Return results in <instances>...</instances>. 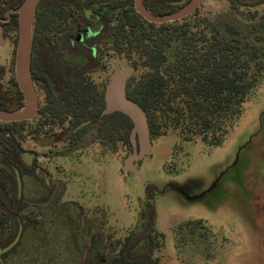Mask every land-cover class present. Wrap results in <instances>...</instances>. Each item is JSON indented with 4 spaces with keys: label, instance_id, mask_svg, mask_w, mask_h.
Returning a JSON list of instances; mask_svg holds the SVG:
<instances>
[{
    "label": "rangeland",
    "instance_id": "374dc122",
    "mask_svg": "<svg viewBox=\"0 0 264 264\" xmlns=\"http://www.w3.org/2000/svg\"><path fill=\"white\" fill-rule=\"evenodd\" d=\"M5 2L0 0L2 17ZM14 16L16 28L12 22L0 32L2 84L12 100L19 34V16ZM176 28L195 35L191 44L201 51L216 37L239 39L250 62L248 78L258 80L234 125L227 128V119L217 129L228 132L222 143L210 147L211 135L204 141L182 127L166 134L161 128L163 135L151 138V153L136 163L142 182L123 171L133 149L122 131L106 138L92 123L78 136L66 122L36 133L41 120L35 116L15 136L28 167L14 168L19 179L9 195L0 190L4 245L18 232L17 218L24 228L19 243L4 254L5 264H112L128 237L132 255H149L153 264H264V80L258 70L264 68V0H204L192 15L159 34L165 42L164 68L172 67L184 49L186 38L179 39ZM89 47L100 55L104 46ZM110 48L103 49L98 69L89 76L97 88L124 65L135 68L139 81L146 72L139 56ZM37 94L40 109L44 92L37 89ZM10 163L0 150V165ZM170 184L188 187L187 196ZM149 204L155 211L153 230L142 238Z\"/></svg>",
    "mask_w": 264,
    "mask_h": 264
},
{
    "label": "trees",
    "instance_id": "16d2710c",
    "mask_svg": "<svg viewBox=\"0 0 264 264\" xmlns=\"http://www.w3.org/2000/svg\"><path fill=\"white\" fill-rule=\"evenodd\" d=\"M142 1L148 11L165 15L192 0ZM22 2L15 0L12 3L11 0L5 2V6L17 9ZM12 22L16 28L17 17ZM177 22H147L135 11L134 0H41L33 14L32 29V77L45 97L44 105L36 115L41 120L36 133L46 127L51 128L47 130L50 132L56 125L64 126L70 122L74 129L85 125L75 132L80 136L86 126L97 123L102 136L107 138L122 131L123 141L132 147L133 123L120 112L101 115L105 107V87L98 89L89 77L96 72L103 53L111 46L114 53L135 54L142 60L146 72L139 81L135 76L128 81L127 96L147 113L151 138L166 134L168 129L182 127L183 133L204 136V141L211 135L207 146L220 145L228 132L220 134L217 129L226 124L227 119V128L234 125L258 80L248 78L250 62L243 57L239 39L228 41L216 37L206 51H201L191 44L195 35L188 37L187 31L179 28L175 29V34L179 39L186 38L184 49L178 51L173 66L165 69V42L158 37L161 31H170V26ZM83 27L95 34L88 40L91 47H104L100 55H88L86 60L80 57L77 64L73 59L72 42ZM156 27L160 30H154ZM227 28L230 30L231 27ZM258 70L264 80V68ZM4 76L5 68L0 65V110L19 112L25 105L23 94L13 76L11 84L15 97L9 98L2 84ZM27 122H0V150L3 157L11 161L9 165H0V190L7 195L17 182L14 168L20 165L27 168L20 156L23 150L15 137L19 133L17 128ZM161 128H165L163 134ZM16 201L20 202L18 197ZM17 220L20 222L19 218ZM154 220L155 211L149 204L148 222L142 238L152 232ZM198 223L201 224V220ZM132 241L127 238L112 264H153L149 255H132Z\"/></svg>",
    "mask_w": 264,
    "mask_h": 264
},
{
    "label": "water",
    "instance_id": "95a60500",
    "mask_svg": "<svg viewBox=\"0 0 264 264\" xmlns=\"http://www.w3.org/2000/svg\"><path fill=\"white\" fill-rule=\"evenodd\" d=\"M41 0H23L19 8L9 10L19 16V34L16 56V80L24 97V108L19 112H5L0 110V122L14 123L32 120L39 110V99L32 77V43L30 45V23L33 27V14L37 4ZM204 0H192L183 8L165 15H157L146 9L142 0H134L135 11L147 22L152 24H166L181 21L192 15ZM135 68L124 65L114 70L105 85V107L102 116H108L120 112L127 116L133 123L130 133L132 153L124 160L123 171L132 173L143 182L142 175L136 163L143 160L151 153L152 139L148 116L144 109L127 96L128 81L134 76ZM6 134V132L4 133ZM169 188L187 196L188 187L170 184Z\"/></svg>",
    "mask_w": 264,
    "mask_h": 264
},
{
    "label": "flooded vegetation",
    "instance_id": "af4514ba",
    "mask_svg": "<svg viewBox=\"0 0 264 264\" xmlns=\"http://www.w3.org/2000/svg\"><path fill=\"white\" fill-rule=\"evenodd\" d=\"M2 4V3H1ZM9 10H14V8H9V7H7V10H6V12H5V15H4V17H2V16H0V32L3 34V30H4V32L5 31H7V29H8V27L10 26V24H11V22L13 21V18L15 17L14 15H15V13H11L10 14V16L8 17L7 16V13H8V11ZM89 29H87L86 30V32L85 31H80L78 34H77V36H76V38H75V40L72 42V45H73V49H72V51H73V53H74V55H75V57H73V59L74 60H76L77 61V64H78V60L79 59H81V58H84L85 60L88 58V55H95V54H91V52L88 50L90 47H89V44H88V40L89 39H91L92 37H94L95 36V34L94 33H88L87 31H88ZM89 31H91V30H89ZM81 57V58H80ZM80 64H82V63H80ZM35 85V84H34ZM35 88H36V92H37V87L35 86ZM39 90V89H38ZM40 91H43L42 89H40ZM38 95V94H37ZM84 126L85 125H83V126H79V127H77V128H75V129H73L72 130V133H74V132H76V130H80V129H82V128H84ZM87 127V126H86ZM71 131V130H70ZM24 163V162H23ZM25 164V163H24ZM26 165V164H25ZM27 166V165H26ZM28 167V166H27ZM29 167H31V166H29ZM19 178L17 177V180H18ZM19 183V182H18ZM21 227H22V229H24L23 228V225H22V223L21 222H19V229H18V232H17V234L15 235V237L13 238V239H10L9 241H8V243H6L5 245H4V239H0V264H5L4 263V254L5 253H8L9 251H11L13 248H14V246L16 245V244H18L19 243V240L21 239L20 238V234H19V230L21 229ZM23 231V230H22ZM0 237L2 238L3 237V234L2 233H0ZM4 238V237H3Z\"/></svg>",
    "mask_w": 264,
    "mask_h": 264
},
{
    "label": "bare ground",
    "instance_id": "6f19581e",
    "mask_svg": "<svg viewBox=\"0 0 264 264\" xmlns=\"http://www.w3.org/2000/svg\"><path fill=\"white\" fill-rule=\"evenodd\" d=\"M30 30V39H29V43H30V45H31V43H32V26H31V23H30V28H29Z\"/></svg>",
    "mask_w": 264,
    "mask_h": 264
}]
</instances>
